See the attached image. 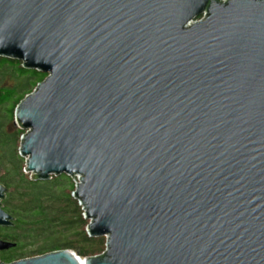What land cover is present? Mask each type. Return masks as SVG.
I'll return each mask as SVG.
<instances>
[{"label": "water", "instance_id": "water-1", "mask_svg": "<svg viewBox=\"0 0 264 264\" xmlns=\"http://www.w3.org/2000/svg\"><path fill=\"white\" fill-rule=\"evenodd\" d=\"M0 57L46 75L25 173L71 177L105 238L9 264H264V0H0Z\"/></svg>", "mask_w": 264, "mask_h": 264}, {"label": "trees", "instance_id": "trees-1", "mask_svg": "<svg viewBox=\"0 0 264 264\" xmlns=\"http://www.w3.org/2000/svg\"><path fill=\"white\" fill-rule=\"evenodd\" d=\"M45 77L0 57V185L6 189L0 207L12 219L9 227H0V240L15 244L0 252V263L62 250L85 259L105 250L104 237H89L85 231L88 221L70 196L74 186L69 176L41 181L25 173V159L19 155L24 131L15 124L14 110Z\"/></svg>", "mask_w": 264, "mask_h": 264}, {"label": "built area", "instance_id": "built-area-1", "mask_svg": "<svg viewBox=\"0 0 264 264\" xmlns=\"http://www.w3.org/2000/svg\"><path fill=\"white\" fill-rule=\"evenodd\" d=\"M219 2H221V4H224L225 2H226V0H219ZM207 16V13L206 12H203L202 14H201V16L199 17V18H197L195 21H193V22H195V23H197V22H200V21H202L205 17ZM192 22V23H193ZM71 178V177H70ZM72 179V178H71ZM72 182H73V186H74V191H75V188H76V183L72 180ZM79 204V203H78ZM80 206V205H79ZM81 207V206H80ZM81 210H82V212H83V214H84V211H83V209H82V207H81ZM78 259L81 261V260H83V259H81V258H79L78 257Z\"/></svg>", "mask_w": 264, "mask_h": 264}, {"label": "rangeland", "instance_id": "rangeland-1", "mask_svg": "<svg viewBox=\"0 0 264 264\" xmlns=\"http://www.w3.org/2000/svg\"><path fill=\"white\" fill-rule=\"evenodd\" d=\"M16 124V123H15ZM73 194H74V190L70 192V196L73 197ZM74 198V197H73ZM79 205V204H78ZM84 215V214H83ZM85 231H86V228H85Z\"/></svg>", "mask_w": 264, "mask_h": 264}]
</instances>
